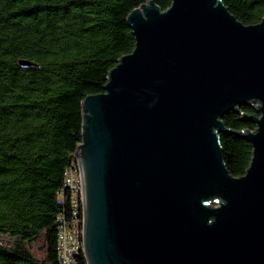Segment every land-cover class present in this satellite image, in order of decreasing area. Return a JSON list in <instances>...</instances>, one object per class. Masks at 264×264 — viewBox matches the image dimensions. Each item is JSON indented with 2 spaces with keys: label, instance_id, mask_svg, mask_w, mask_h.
I'll return each mask as SVG.
<instances>
[{
  "label": "water",
  "instance_id": "1",
  "mask_svg": "<svg viewBox=\"0 0 264 264\" xmlns=\"http://www.w3.org/2000/svg\"><path fill=\"white\" fill-rule=\"evenodd\" d=\"M127 23L134 51L82 104L87 264H264V18L173 0ZM246 105L256 129L230 131L224 115ZM227 134L253 147L242 177L226 168Z\"/></svg>",
  "mask_w": 264,
  "mask_h": 264
},
{
  "label": "trees",
  "instance_id": "2",
  "mask_svg": "<svg viewBox=\"0 0 264 264\" xmlns=\"http://www.w3.org/2000/svg\"><path fill=\"white\" fill-rule=\"evenodd\" d=\"M150 1L164 12L173 3L0 0V264H62L60 220L76 210L66 172L82 144L83 101L104 93L109 72L134 51L127 18ZM222 2L246 26L264 18V0ZM243 115L258 116L246 105L223 122L254 131ZM221 146L230 175L244 176L252 145L227 134ZM77 263L87 264L83 254Z\"/></svg>",
  "mask_w": 264,
  "mask_h": 264
},
{
  "label": "built area",
  "instance_id": "3",
  "mask_svg": "<svg viewBox=\"0 0 264 264\" xmlns=\"http://www.w3.org/2000/svg\"><path fill=\"white\" fill-rule=\"evenodd\" d=\"M65 182L66 187L71 190V198L76 210L72 217H62L60 220L58 249L61 262L78 264L77 259L84 254V218L82 215L80 216L81 213L77 208L78 205L83 206L82 178L77 161L76 165L66 172ZM215 203L217 205L218 202ZM207 205H211V203H207Z\"/></svg>",
  "mask_w": 264,
  "mask_h": 264
},
{
  "label": "bare ground",
  "instance_id": "4",
  "mask_svg": "<svg viewBox=\"0 0 264 264\" xmlns=\"http://www.w3.org/2000/svg\"><path fill=\"white\" fill-rule=\"evenodd\" d=\"M82 218H84V209H83V206H82ZM84 255V254H83ZM62 264H67V262H61Z\"/></svg>",
  "mask_w": 264,
  "mask_h": 264
}]
</instances>
